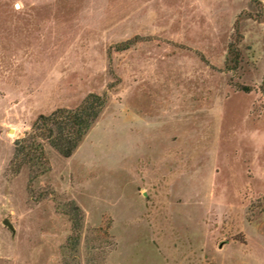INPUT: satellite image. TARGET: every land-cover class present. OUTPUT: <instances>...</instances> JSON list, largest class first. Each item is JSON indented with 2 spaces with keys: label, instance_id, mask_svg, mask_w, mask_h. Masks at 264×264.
<instances>
[{
  "label": "rangeland",
  "instance_id": "1",
  "mask_svg": "<svg viewBox=\"0 0 264 264\" xmlns=\"http://www.w3.org/2000/svg\"><path fill=\"white\" fill-rule=\"evenodd\" d=\"M263 75L264 0H0V264H264ZM90 93L73 154L14 174Z\"/></svg>",
  "mask_w": 264,
  "mask_h": 264
},
{
  "label": "trees",
  "instance_id": "2",
  "mask_svg": "<svg viewBox=\"0 0 264 264\" xmlns=\"http://www.w3.org/2000/svg\"><path fill=\"white\" fill-rule=\"evenodd\" d=\"M240 38L238 35V40ZM136 39L121 42L115 45L114 49L116 51L128 50ZM232 62L234 63V69L238 64L237 55ZM239 89L246 93L251 91L246 86H241ZM259 92L264 96V75ZM105 105V95L90 93L74 109L58 108L48 115H39L30 130L14 143V155L10 162L12 172L17 174L23 165L29 166L34 171L32 178H36L46 172L49 166L45 156L44 144L49 145L62 157H70L90 128L98 120ZM70 208L66 215L72 222L75 234L70 237V240L75 241L72 243L75 246L80 229L81 216L78 207L73 205Z\"/></svg>",
  "mask_w": 264,
  "mask_h": 264
},
{
  "label": "water",
  "instance_id": "3",
  "mask_svg": "<svg viewBox=\"0 0 264 264\" xmlns=\"http://www.w3.org/2000/svg\"><path fill=\"white\" fill-rule=\"evenodd\" d=\"M4 224L7 225L10 229H12V226L10 225V223L7 220H4Z\"/></svg>",
  "mask_w": 264,
  "mask_h": 264
}]
</instances>
